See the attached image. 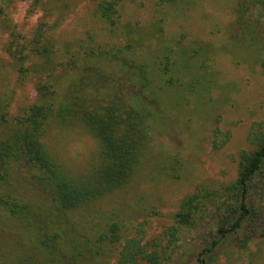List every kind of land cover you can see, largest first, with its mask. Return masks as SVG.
<instances>
[{
  "label": "rangeland",
  "instance_id": "obj_1",
  "mask_svg": "<svg viewBox=\"0 0 264 264\" xmlns=\"http://www.w3.org/2000/svg\"><path fill=\"white\" fill-rule=\"evenodd\" d=\"M99 1L39 0L32 6L33 0H0V140L35 100L39 78H51L61 100L76 74L67 67L71 54L77 65L84 60L106 75L101 92L107 93H115L111 86L128 92L118 72L123 59L146 67L151 82L143 91L154 92L156 100L139 163L125 185L68 212L52 208L43 192L41 197L21 180L27 178L23 169L7 163L0 197L34 209L35 220L25 222L0 207V264H116L115 245L96 247L95 237L107 224L117 222L122 236L132 235L139 223L143 239L158 234L184 195L200 186L221 188L235 178L236 153L250 148L248 130L264 119V0H116L112 26L96 15ZM40 22L48 29L50 62L37 65L45 56H30L20 74L5 49L10 33L25 44ZM116 50V57L109 55ZM165 62L171 78L166 84L158 74ZM214 130L226 137L223 143H213ZM42 142L71 179L87 176L96 163V141L76 120L51 119ZM260 171L264 175V160ZM250 196L264 226V197L257 189ZM208 224L182 237L168 264H195L190 256L213 227ZM35 233L50 238L49 252ZM214 264H264V238L255 237L241 250L223 240Z\"/></svg>",
  "mask_w": 264,
  "mask_h": 264
},
{
  "label": "trees",
  "instance_id": "obj_2",
  "mask_svg": "<svg viewBox=\"0 0 264 264\" xmlns=\"http://www.w3.org/2000/svg\"><path fill=\"white\" fill-rule=\"evenodd\" d=\"M38 1L33 0L32 6ZM157 2L170 4L175 0ZM116 3V0H100L95 8L98 18L109 26L116 21ZM47 30L44 23H38L25 44L20 42L17 34L10 33L5 49L20 74L25 72L24 60L30 56H45L47 61L37 65L50 62L52 49L44 43ZM24 50L27 52L23 53ZM117 53L119 50L109 55L116 57ZM69 58L72 60L67 67L74 69L76 74L61 100H57L53 80L39 78L35 82V100L13 118L9 132L0 140V179L7 175V163H14L27 174V178L21 180L28 182L33 191L43 192L50 206L59 212L82 208L128 182L146 142L148 120L154 113L151 105L155 100L154 92L148 95L143 91L151 82L143 65L117 59L118 72L126 79L122 85L128 92L119 94L116 87L111 86L115 93H107L101 92L107 88L108 80L103 79L105 74L94 66L86 65L84 60L77 65L73 54ZM167 71L165 62L158 69L161 79L164 77V84L171 81ZM51 119L61 124L76 120L95 139L97 160L87 176L78 180L69 178L48 155L42 137ZM214 134L217 135L213 138L216 145L219 131L214 130ZM225 138L218 139L223 143ZM246 139L250 148L237 151V172L231 182L221 188L200 186L184 195L171 213L170 222L148 239H143L140 223L132 235L122 236L121 226L115 221L110 222L95 237L97 250L103 244L115 245L116 264H168L175 258L182 237L191 236L193 229L206 221L213 227L207 228L200 249L190 256L195 264H214L217 250L225 239L239 250L255 237L263 239L264 226L259 224V211L250 191L257 189L264 197V175L260 171L264 160V119L251 125ZM0 207L10 216L25 219V222L35 220L34 209L26 211L13 200L0 197ZM39 235L35 233L34 237L49 252L46 239L50 238L45 236L43 239ZM50 237L54 238L55 234ZM177 261V264L184 263V260Z\"/></svg>",
  "mask_w": 264,
  "mask_h": 264
}]
</instances>
